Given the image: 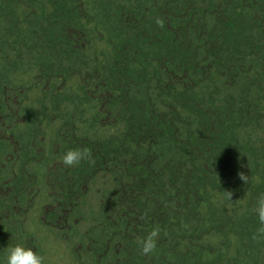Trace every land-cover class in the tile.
I'll use <instances>...</instances> for the list:
<instances>
[{
  "label": "rangeland",
  "instance_id": "374dc122",
  "mask_svg": "<svg viewBox=\"0 0 264 264\" xmlns=\"http://www.w3.org/2000/svg\"><path fill=\"white\" fill-rule=\"evenodd\" d=\"M260 193L264 0H0V259L264 264Z\"/></svg>",
  "mask_w": 264,
  "mask_h": 264
},
{
  "label": "clouds",
  "instance_id": "9594fccd",
  "mask_svg": "<svg viewBox=\"0 0 264 264\" xmlns=\"http://www.w3.org/2000/svg\"><path fill=\"white\" fill-rule=\"evenodd\" d=\"M157 24L163 26V20L157 19ZM63 165L74 167L83 161L92 160L91 149L87 146H75L67 148L60 156ZM231 193H228L230 199ZM250 212L254 214L258 220L259 227L254 233V239L264 238V193H260L251 206ZM160 229L158 226L153 227L143 238L138 241L140 250L143 254L153 253L157 248ZM0 264H47L45 256L33 246L24 241H18L4 247Z\"/></svg>",
  "mask_w": 264,
  "mask_h": 264
}]
</instances>
